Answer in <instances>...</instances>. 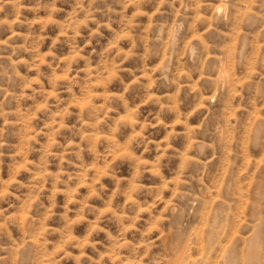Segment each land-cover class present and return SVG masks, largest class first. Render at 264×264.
I'll return each mask as SVG.
<instances>
[{
    "label": "rangeland",
    "instance_id": "374dc122",
    "mask_svg": "<svg viewBox=\"0 0 264 264\" xmlns=\"http://www.w3.org/2000/svg\"><path fill=\"white\" fill-rule=\"evenodd\" d=\"M0 264H264V0H0Z\"/></svg>",
    "mask_w": 264,
    "mask_h": 264
}]
</instances>
